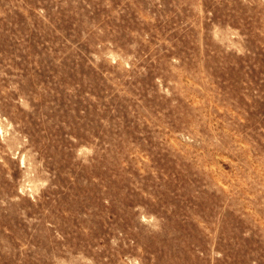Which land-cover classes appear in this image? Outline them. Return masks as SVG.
Segmentation results:
<instances>
[{
  "label": "rangeland",
  "instance_id": "obj_1",
  "mask_svg": "<svg viewBox=\"0 0 264 264\" xmlns=\"http://www.w3.org/2000/svg\"><path fill=\"white\" fill-rule=\"evenodd\" d=\"M0 264H264V0H0Z\"/></svg>",
  "mask_w": 264,
  "mask_h": 264
}]
</instances>
